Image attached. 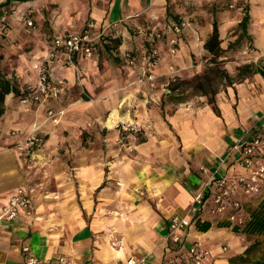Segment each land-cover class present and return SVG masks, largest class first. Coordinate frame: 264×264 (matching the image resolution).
Listing matches in <instances>:
<instances>
[{"label": "crops", "instance_id": "1", "mask_svg": "<svg viewBox=\"0 0 264 264\" xmlns=\"http://www.w3.org/2000/svg\"><path fill=\"white\" fill-rule=\"evenodd\" d=\"M217 1L0 0V27L6 25L0 36L1 73L15 83L16 91L37 82L40 66L61 82L59 97L38 112L21 106L14 92L4 97L0 264H25L21 250L25 245L40 258L63 255L72 264H117L128 257L143 259L144 264H166L176 250L167 239L169 219L187 215L196 190L216 168L226 175L242 171L234 145L242 137L264 132L260 73L231 84L212 81L218 113L208 103L211 94L197 89V82L203 76L213 78L219 67L209 63L212 55L203 48L213 18L223 49L241 40L240 50L232 54L237 60L222 69L233 76L245 64L264 66V0H228L231 9L220 18L212 17ZM240 10L243 14L238 17L235 13ZM245 12L249 18L242 35ZM180 18L191 19L201 36L184 30L173 55L164 36L153 38L159 50L153 68L156 79L139 83L141 63L130 65L123 54L142 52L152 43L149 33L167 31L170 21ZM89 22L94 36L110 25L91 57L76 55L74 68L65 63L62 52L50 55L52 46L47 43L52 44L56 34L80 33ZM230 29L236 32L226 37ZM207 65L211 68L204 71ZM169 75L191 84L199 102L187 106L180 99L168 100L174 91L165 86ZM47 109L62 111L58 123L43 122ZM121 121H138L146 132L130 138L132 151L103 148L101 139H111L114 125ZM34 122L40 123V144L18 150L15 144ZM18 188L28 192L30 206L7 220L1 215L2 206ZM254 195L264 196V184ZM231 198L241 200L240 214L246 219L243 203L251 201L250 196L237 190ZM227 213L213 210L209 194L200 217L210 221V228L200 231L191 225L183 231L185 242L197 241L210 249L204 264H243L251 243L246 234L217 226ZM222 245L227 250L222 251Z\"/></svg>", "mask_w": 264, "mask_h": 264}, {"label": "built area", "instance_id": "2", "mask_svg": "<svg viewBox=\"0 0 264 264\" xmlns=\"http://www.w3.org/2000/svg\"><path fill=\"white\" fill-rule=\"evenodd\" d=\"M2 22L4 20L2 19ZM26 24L30 26L32 22L27 20ZM93 26L92 22L87 24V27L80 33H64L56 34L52 38V48L50 55H54L56 51L62 52L66 64L75 65V56L80 55L89 58L96 51L98 46V38L106 32L109 24H106L100 34L94 36L89 29ZM4 28L1 24L0 33ZM190 29L193 31L191 22L186 18H180L176 21H170L167 31L162 33L154 32L148 35L151 38H161L165 36L168 44V51L171 55L176 53L177 37L184 30ZM123 59L128 64L141 63L142 76L138 82H152L156 79V74L153 68L158 63L159 50L156 46H152L148 53L141 56L139 61H135L129 51L123 54ZM172 69V67H170ZM38 78L34 84H26L19 89L17 95L18 102L25 109L38 112L50 99H56L61 92V82L52 79L51 74L45 67H38ZM62 111L46 110V116L43 122L50 120L53 123H58ZM117 138H125L131 136L141 130V125L138 122H120L116 124ZM40 123L34 122L31 129L28 130L17 141L15 147L21 151L30 150L38 146L41 142ZM236 163L241 167L242 171L232 173L230 175L218 174V168L211 173L210 178L205 181L196 190L192 197L191 204L187 210V215H174L168 221L167 239L173 244L176 249L173 254H170L166 260V264H204V261L210 255V249L202 246L199 242H185L183 231L194 225L196 217H200V211L204 206L206 197L211 194L213 210L218 214L228 212L225 220L231 224L241 225L245 219L241 216L242 202L240 199L231 198L232 194L237 190L243 196H251L257 194L262 184H264V132L259 134L242 137L235 145ZM206 172L205 167L200 168ZM217 174V175H216ZM30 206V197L24 188H18L12 194L6 203L2 206V217L7 220L14 219L20 209H26ZM222 251L227 250V245L221 246ZM25 253V264H72L71 261L63 255H58L51 258H40L29 252L28 246L21 248ZM117 264H144L143 259L128 257L119 260Z\"/></svg>", "mask_w": 264, "mask_h": 264}, {"label": "trees", "instance_id": "3", "mask_svg": "<svg viewBox=\"0 0 264 264\" xmlns=\"http://www.w3.org/2000/svg\"><path fill=\"white\" fill-rule=\"evenodd\" d=\"M248 18H249V14L248 12H245V14L243 15L240 21L241 34L242 32L245 31V22L248 21ZM171 21H176V20H171ZM5 30H6V25H4V28L1 33H4ZM1 33L0 36L2 35ZM242 37L240 35V38ZM149 38L152 43H150L147 46V48H145V45L143 44L142 48H145V50H143L142 52L140 51L138 54H133L132 57L135 61H139L141 56L148 53L149 49L152 46H154L153 43L154 39L151 37ZM220 43H221V39L219 37L218 24L216 19L213 18L212 30L203 44V48L212 55L210 58V62L213 64L219 63L217 59L223 56V54L229 48L228 45L226 49H223L220 46ZM0 59H1V55H0ZM215 68L216 69H214L215 74L213 78L203 76L202 80L197 82L196 86L200 93L211 94V96L208 97V103L211 105L212 109L216 113H218V110L215 106L214 95L216 93L217 88H210L212 81L217 80L218 81L217 83L219 84H231L233 83V81H240L245 77H247L249 74L256 72L264 76V66H261L260 68V67H255L251 64H245L242 67H238L236 73L233 76L220 67H215ZM15 87H16L15 83L10 81L8 78H6L0 71V115L3 112V103H4L5 95L9 92H14L15 94L18 95L19 89L18 91H16ZM175 88L176 86H170L169 89L173 90ZM210 225H211L210 221L201 219V217H196L194 220V227L200 231L208 230L210 228ZM217 226L219 227L230 226L233 231L238 233H243L246 235H257V236L264 235V197H262L259 200V202L256 204V206L250 210L248 218L245 219V221L241 225L231 224L229 221L223 220V221H218Z\"/></svg>", "mask_w": 264, "mask_h": 264}, {"label": "rangeland", "instance_id": "4", "mask_svg": "<svg viewBox=\"0 0 264 264\" xmlns=\"http://www.w3.org/2000/svg\"><path fill=\"white\" fill-rule=\"evenodd\" d=\"M228 0H218L217 3L215 4L213 8V12H212V17L216 15V17H224L226 15H228V11L231 9L228 6ZM209 10H211V7H207ZM229 9V10H228ZM235 9V8H234ZM234 12H232L233 14ZM243 11L240 10V12H236L235 14L238 15V17L242 16ZM235 14L233 16H235ZM241 14V15H240ZM206 18V17H205ZM233 18V17H232ZM211 19V18H209ZM189 21L192 23V20L189 19ZM206 24V23H205ZM192 31V30H191ZM195 35L201 36L199 30L196 27H193V33H195ZM236 32V30H227V35L226 37H231L234 36V33ZM240 42L239 41H234L232 47H229L226 52L223 54L225 56H227L226 59L219 61V67H224L227 66L229 63H231L234 59L237 60V58L233 57V53L234 51H239L240 50ZM48 45L52 46V44L49 42L47 43ZM239 47V50H237V48ZM229 53V54H228ZM124 60V59H123ZM50 62V60H48V63ZM207 61H204V64L207 63ZM211 63V62H209ZM203 64V65H204ZM213 67V64H212ZM209 67V65L205 66L204 71H206ZM209 75H213V74H209ZM193 78V77H192ZM189 79L191 83H193V79ZM168 82L166 83V87L168 89V87L170 86H176V88L174 89V91H171V96L169 98H167L170 101H178V99L184 101L185 103H187V106H190V104L192 103H198L199 99H198V95L196 94V92L194 91L193 87L191 86V84H182L181 80H183L182 78L180 79L179 77H172L169 75L168 78ZM187 80V79H184ZM189 82V83H190ZM215 83V82H214ZM215 85V84H214ZM121 122H132V121H121ZM138 122V121H135ZM120 122H117L116 124H119ZM141 125V130L131 136L125 137V138H117V134H116V124L114 125L113 128H115V133L114 135L111 137V139H106L103 138L101 139V143H102V147L103 148H109L111 146L118 148L119 150H129L132 151V147L129 145V140L130 138H132L133 136H141L142 134H144L146 132V129H144V126L142 123L138 122ZM101 133L104 135L106 133V131H101ZM264 197V196H262ZM260 197V195H254V196H250L251 201L246 200L243 203V208H244V212H246V219L248 218L249 212L252 208H254L256 206V204L259 202V200L262 198ZM248 236V241H250L251 245L250 247L246 250L245 252V257L243 258L242 263L243 264H264V235H260L258 237H254V235H247ZM257 236V235H255Z\"/></svg>", "mask_w": 264, "mask_h": 264}]
</instances>
